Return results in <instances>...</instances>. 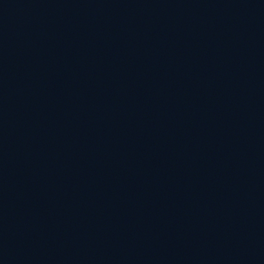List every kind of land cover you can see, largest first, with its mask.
<instances>
[{
  "label": "water",
  "instance_id": "95a60500",
  "mask_svg": "<svg viewBox=\"0 0 264 264\" xmlns=\"http://www.w3.org/2000/svg\"><path fill=\"white\" fill-rule=\"evenodd\" d=\"M0 264H264V0H0Z\"/></svg>",
  "mask_w": 264,
  "mask_h": 264
}]
</instances>
